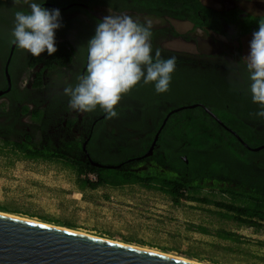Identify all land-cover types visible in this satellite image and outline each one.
<instances>
[{"label":"flooded vegetation","instance_id":"1","mask_svg":"<svg viewBox=\"0 0 264 264\" xmlns=\"http://www.w3.org/2000/svg\"><path fill=\"white\" fill-rule=\"evenodd\" d=\"M199 2L203 8L196 12H177L136 6V0H44V8L59 9L61 13L62 27L55 31V45L65 42L71 45L72 60L61 66L55 62L50 64L51 56L47 51L40 57H33L11 43L15 12L22 10L28 13L30 9L24 1L17 4L14 0H0V146L10 144L5 147V152L14 150L18 156L23 154L13 149V143L26 144L30 148L55 149L61 156L92 166L96 172L112 170L107 167L140 172L159 168L161 163L168 168L177 165L188 180H207L201 183L206 189L212 188L210 186L215 180L222 179L233 186L247 183L264 191V155H261L264 149L254 151L264 146V138L261 137L264 135V118L255 115L259 106L252 102L246 66L231 64L221 58L195 57L165 50L163 42L167 44L169 38L155 34L151 39L153 55L159 48L164 58H176L167 92L157 94L154 84H144L141 80L126 93L136 97L122 95L115 107L117 116L111 119L106 118L99 108L85 113L72 110L70 98L64 94V88L68 85L74 87L78 83L77 77L86 72L87 42L95 34L98 22L106 16L101 7H107L110 12L129 11L184 21L206 36L211 33L234 40L253 34L240 33L244 29L238 16L239 20H244L248 15L264 13L247 12L237 5L214 8L201 0ZM177 14L188 16L179 17ZM140 24L146 25L142 20ZM177 83L180 84L177 86ZM22 84L26 86L21 87ZM177 95L197 98L171 104ZM190 105L197 106L171 113ZM207 109L220 121L225 115L237 125L244 124L245 134L262 143L250 146L225 122L222 121L224 126L220 125ZM187 110L196 112L172 121L173 115ZM202 115L212 124L206 131V137L203 136L205 145L202 149L192 147L188 140L180 143L174 140L176 131ZM215 133L225 143L229 138H235L237 146L241 144L247 152L236 153L235 147L212 140ZM66 168L74 170L69 166ZM89 176L96 178L94 173H89Z\"/></svg>","mask_w":264,"mask_h":264},{"label":"rangeland","instance_id":"2","mask_svg":"<svg viewBox=\"0 0 264 264\" xmlns=\"http://www.w3.org/2000/svg\"><path fill=\"white\" fill-rule=\"evenodd\" d=\"M201 1L214 8L237 5L247 12H264V0ZM101 8L106 15L127 14L137 23H150L153 35L169 38L167 44L163 42L165 50L246 66L243 57L250 51L252 35L234 40L208 31L206 36L188 22ZM187 98L197 97L177 95L171 104ZM204 192L209 203L176 205L166 194L136 185L81 189L76 172L63 163L33 161L9 151L0 154L2 213L203 264H264V223L259 228L238 223L233 214L215 205L220 196Z\"/></svg>","mask_w":264,"mask_h":264},{"label":"clouds","instance_id":"3","mask_svg":"<svg viewBox=\"0 0 264 264\" xmlns=\"http://www.w3.org/2000/svg\"><path fill=\"white\" fill-rule=\"evenodd\" d=\"M14 3L18 4L19 0ZM24 3L30 11L15 12L11 43L33 57H40L45 51L53 55L57 51L55 31L62 27L60 10L44 8V0H24ZM258 23L250 51L243 59L252 102L259 106L255 115L264 118V19ZM151 27L150 23H137L127 14H109L98 22L95 34L87 42L86 72L77 77L74 87L68 85L63 90L70 98L72 110L85 113L99 108L111 119L117 116L115 107L122 95L141 80L144 84H154L157 94L169 90L176 58H164L159 48L153 55Z\"/></svg>","mask_w":264,"mask_h":264},{"label":"trees","instance_id":"4","mask_svg":"<svg viewBox=\"0 0 264 264\" xmlns=\"http://www.w3.org/2000/svg\"><path fill=\"white\" fill-rule=\"evenodd\" d=\"M137 5H142V7H155L160 9L176 10L177 12H186L191 10L196 12L198 9L203 8L199 0H136ZM150 6V7H149ZM179 17H187L188 15L177 14ZM240 16L237 17L239 23L243 26L240 33L242 35L253 33L259 29V21L264 19V13L261 15H248L246 19L239 20ZM57 51L51 55L50 64L53 65V62L65 66L69 64L72 60V49L71 45L68 42L55 45ZM192 104L194 102H191ZM215 109V108H214ZM196 110V109H195ZM195 110H187L183 112L176 113L172 117V121L176 122L187 117L191 112L195 113ZM203 112V111H202ZM216 113H219V110H215ZM244 114V113H243ZM220 115V114H219ZM192 120V119H191ZM221 120L225 122L228 126L232 127L237 131L238 135L244 139L246 143L250 146H257L262 143L259 141H254L245 134L246 128L242 127L243 125H237L233 122L228 116H222ZM240 121V120H239ZM239 121H236L240 123ZM210 120L205 116L198 117L192 121H188L186 125H183L181 129L176 131V135H173V138L176 142L188 140L192 147L194 148H203L205 143V138L207 133ZM213 123V121H212ZM216 125V124H215ZM216 127V126H214ZM223 132V131H222ZM226 134V133H225ZM204 136V137H203ZM264 138V135H261ZM212 140L223 142L225 145H230L235 147L237 150L236 153H241L243 151L247 152L241 144L240 147L236 144V139H228V142L225 143L222 139L219 138L217 133L214 134ZM10 145V144H7ZM0 146V154L5 152V147ZM13 149L19 151L23 154L24 157L28 159H43L48 161H57L63 163L66 166L74 168L79 187L81 189H92L95 190L101 185H112L116 187H123L126 185H136L145 189L155 190L162 192L171 198V201L178 205L181 201H192L200 203H209L208 196H202L205 194L206 187L202 185L206 183L207 180H188L184 177L183 173H180L177 165L174 168H171L164 163H161L159 168H148L144 171H129V170H106L101 169L98 172L94 170L92 166L88 164H80L74 158L67 156H61L59 151L55 149H39V148H30L26 144L13 143ZM241 151V152H240ZM16 155V152L10 151ZM154 162V161H153ZM178 170H177V169ZM168 169H174L176 172H172ZM179 171V173H178ZM89 173L96 174V180H91ZM202 183V184H201ZM209 186V185H207ZM212 188L207 189L209 194H216L221 197V201L216 202V206L221 207L227 213L234 215V219L243 225H248L250 227H261L264 223V191L256 186H251L246 184L239 183L237 185H232L231 182L224 183L222 179L215 180ZM207 194V193H206ZM205 194V195H206ZM201 196V197H200ZM206 231V230H205ZM222 238L229 239V234H220Z\"/></svg>","mask_w":264,"mask_h":264},{"label":"water","instance_id":"5","mask_svg":"<svg viewBox=\"0 0 264 264\" xmlns=\"http://www.w3.org/2000/svg\"><path fill=\"white\" fill-rule=\"evenodd\" d=\"M185 106L171 113L192 109ZM207 112L222 126L212 112ZM236 138L242 139L231 131ZM264 146L255 149L260 151ZM151 151L146 154V157ZM115 169L116 167H107ZM0 264H199L0 213Z\"/></svg>","mask_w":264,"mask_h":264},{"label":"bare ground","instance_id":"6","mask_svg":"<svg viewBox=\"0 0 264 264\" xmlns=\"http://www.w3.org/2000/svg\"><path fill=\"white\" fill-rule=\"evenodd\" d=\"M0 213H2V212H0ZM2 214L8 215V216H11V217H14V218H19V219L35 222V223H41V222H36L34 220H30V219H27V218L18 217L16 215H11V214H7V213H2ZM42 224H44V223H42ZM45 225H49V224H45ZM50 226L61 228V229H66V230H71V231H74V232H78V231H75V230H72V229H67V228H63V227H59V226H55V225H50ZM78 233H81V232H78ZM81 234H85V233H81ZM85 235H88V234H85ZM88 236H92V235H88ZM92 237H95V236H92ZM96 238H100V237H96ZM100 239L107 240V239H104V238H100ZM109 241H112V242H115V243H120V242H116V241H113V240H109ZM120 244H123V243H120ZM124 245H127V244H124ZM129 246L136 247V248H141V249L147 250V251L157 252V253H160V254H166V253H163V252H158V251H155V250H152V249L142 248V247H139V246H132V245H129ZM166 255L172 256V257H175V258H180V259H183V260H187L185 258L177 257V256H174V255H171V254H166ZM187 261H191V260H187ZM192 262L203 264V263H200L198 261H192Z\"/></svg>","mask_w":264,"mask_h":264},{"label":"built area","instance_id":"7","mask_svg":"<svg viewBox=\"0 0 264 264\" xmlns=\"http://www.w3.org/2000/svg\"><path fill=\"white\" fill-rule=\"evenodd\" d=\"M90 177H92V176H90Z\"/></svg>","mask_w":264,"mask_h":264}]
</instances>
